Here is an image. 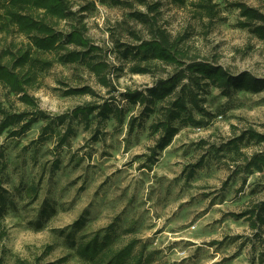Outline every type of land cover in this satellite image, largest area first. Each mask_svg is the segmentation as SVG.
Segmentation results:
<instances>
[{
    "label": "rangeland",
    "instance_id": "1",
    "mask_svg": "<svg viewBox=\"0 0 264 264\" xmlns=\"http://www.w3.org/2000/svg\"><path fill=\"white\" fill-rule=\"evenodd\" d=\"M120 1L69 0L70 20L56 30L65 37L72 25L84 26L93 47L84 60L65 63L55 52L38 53L52 65L34 69L27 91L49 119L22 137L0 135V194L6 199L0 259L90 264L76 248L97 237L116 253L132 243L129 262L141 255L142 264H259L264 227L252 229L236 215L264 201V167L251 162L264 155V140L249 133L264 136V88L222 91L206 82L198 91L202 109L189 104L193 122L155 162L149 156L158 135L150 126L165 104L149 109L127 94L145 92L175 71L161 62L147 66L137 52L153 38L154 24L178 42L186 64L219 65L235 77L264 80V35L256 31L264 22L241 27L237 7L264 15V0ZM204 3L214 6L213 18ZM27 42L14 31L1 33L0 55ZM90 64L102 65L100 73ZM140 68L149 71L136 72ZM83 87L91 94L67 93ZM20 96L0 85V101L11 112L27 108ZM104 103L112 108L107 119L98 110L87 120L72 116L79 106ZM69 127L71 135L60 144Z\"/></svg>",
    "mask_w": 264,
    "mask_h": 264
},
{
    "label": "trees",
    "instance_id": "2",
    "mask_svg": "<svg viewBox=\"0 0 264 264\" xmlns=\"http://www.w3.org/2000/svg\"><path fill=\"white\" fill-rule=\"evenodd\" d=\"M116 4H121L120 0H115ZM211 2V0H210ZM242 20L239 22L241 27H248L253 22H264V15L258 10L237 4ZM208 17L215 16L214 6L204 3L202 6ZM155 10V7H152ZM71 5L69 0H0V34H9L13 31L27 38V43H23L16 48L5 50L4 56L0 55V85L7 88L10 93L21 95L19 101L27 108L19 112H11L3 102L0 101V135L7 132L12 137H22L39 121H47L49 117L40 110L37 100L31 96L27 88L31 86V80L36 76L34 69L49 68L52 63L43 60L38 53L55 52L59 55L60 61L65 63H77L84 60L93 50L90 39L85 34L84 26L72 25L70 31L64 36L56 26L62 21L70 20ZM153 38L144 41L137 48V52L142 55L147 66L152 62H161L175 66L174 73L166 78L157 81L156 85L145 92L133 91L127 97L134 102L147 104L149 109L155 107L157 103H164L160 108V114L151 124L150 131L158 135L154 147L151 149L150 160L155 162L158 153L164 151L179 133L182 126L193 122L192 111L189 104L202 109L198 91L206 82L216 85L222 91L230 89H243L245 91L259 92L264 88V80H259L248 73H242L235 77L219 65H211L204 62H192L186 64L183 61L184 53L178 42H172L165 30L152 26ZM257 33L264 35L263 26L258 28ZM75 46L78 49L70 50L68 46ZM64 51L60 55V52ZM94 73L99 74L102 65L90 64ZM147 68L136 70L138 73H147ZM34 75V76H33ZM186 81V82H185ZM194 87L196 89H194ZM70 95L91 94L89 88H76L67 92ZM98 110V115L107 119L112 112L108 103L102 106L86 104L75 108L72 116H82L87 120ZM152 111V110H151ZM60 122H64V117H59ZM50 125L47 124L42 129L41 136L48 133ZM69 127L66 134L61 137L60 144L66 143L71 135ZM250 137L264 140V136L249 131ZM251 162L258 169L264 167V155H256L251 158ZM250 162V163H251ZM249 163V164H250ZM202 166V160L190 165L187 178H191L196 169ZM6 199L0 194V213L6 207ZM247 219L252 229L262 232L264 227V201L256 203L250 208L245 209L241 214L236 215ZM83 224L78 221L75 225ZM1 225V224H0ZM3 232H0V238ZM105 238H109L105 236ZM110 241H99L97 237L80 243L76 248V254L81 259L90 264H142L143 259L133 257L129 259L128 251L133 244H129L117 253L107 247ZM147 259V258H146ZM125 260V261H124ZM259 264H264V251L260 252ZM0 264L3 261L0 259ZM17 264H58L54 262L40 263L29 260H18Z\"/></svg>",
    "mask_w": 264,
    "mask_h": 264
}]
</instances>
